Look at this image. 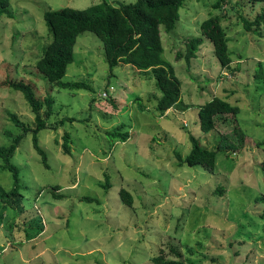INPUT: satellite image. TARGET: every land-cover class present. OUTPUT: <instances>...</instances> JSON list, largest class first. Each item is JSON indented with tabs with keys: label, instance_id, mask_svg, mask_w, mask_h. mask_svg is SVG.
<instances>
[{
	"label": "rangeland",
	"instance_id": "obj_1",
	"mask_svg": "<svg viewBox=\"0 0 264 264\" xmlns=\"http://www.w3.org/2000/svg\"><path fill=\"white\" fill-rule=\"evenodd\" d=\"M102 1L10 0L13 17L0 18V146L25 133L11 114L35 127L34 113L10 80L31 84L43 101L51 95L52 122L74 119L39 133L48 166L31 132L15 152L22 198L0 204V264H154L160 251L169 252V242L188 264H264V30L260 36L243 25V18L264 13V3L222 0L215 9L218 0L186 2L176 30L162 36L164 57L181 82L182 105L190 108L160 116L161 93L151 72L120 64L111 73L93 33L78 38L63 79L92 91L59 89L37 70L53 40L45 13ZM211 16L223 19L231 69L221 68L205 38L190 65L177 57L190 39L201 37L200 25ZM215 97L239 106L240 114L205 134L198 107ZM120 127L126 141L109 136ZM191 137L222 150L215 171L180 163L176 154L191 153ZM1 166L0 157V192L10 191L12 173ZM107 183L110 188L103 187ZM122 189L132 194V207L121 199Z\"/></svg>",
	"mask_w": 264,
	"mask_h": 264
},
{
	"label": "trees",
	"instance_id": "obj_2",
	"mask_svg": "<svg viewBox=\"0 0 264 264\" xmlns=\"http://www.w3.org/2000/svg\"><path fill=\"white\" fill-rule=\"evenodd\" d=\"M187 1L136 0L129 4L122 2L113 4L103 0L101 3L84 10L64 8L48 11L45 13L44 19L53 40L45 48L41 58L37 60L36 68L47 78L50 84L58 86L59 89L92 91V88L86 83L63 82L68 67L74 62V51L78 38L81 34L90 32L102 41L111 73L120 64L131 65L139 71L151 72L150 75L155 79L156 86L161 93V97L157 99L156 103V109L160 116L175 107L188 109L190 107L182 105L181 82L174 67L164 57L162 36L163 31L169 35L176 30L177 23L181 19L180 11ZM250 2L253 4L264 3V0H250ZM222 3V0H218L214 6L215 9L221 8ZM1 17H13L10 0H0ZM222 22L223 19L220 16H211L203 21L200 25L201 37L190 39L186 43L185 53H178L177 57L184 58L190 65L192 60L197 57V52L203 45L205 38L213 45L214 55L221 68L231 69L233 60L229 49V39ZM243 25L248 32L261 36V32L264 30V13L252 21L243 18ZM7 85L24 95L35 115V127L27 126L16 115L11 114L12 121L16 126L21 127L25 133L15 137L10 146H0V157L3 160L1 167L12 173L14 181V186L10 191L0 192L2 198L0 204L2 205L3 203L6 205L7 202L5 201H11V199L14 201L18 197L22 198L20 172L18 167L12 164V158L24 137L30 132L33 134L34 147L42 157L44 164L48 166L46 153L39 146V133L47 129L58 130L66 122L74 121V119L68 118L57 121V123L52 122L51 118L56 113L53 97L48 95L44 101L39 99L31 84L10 80ZM44 106H46V110H43ZM198 108L200 127L205 134L215 131L221 123L230 122V117L236 118L241 110L239 106L220 97H215L212 101ZM123 129L124 127H120L110 133L109 136L119 137L126 141L128 133ZM238 135L241 134L238 133ZM64 139V152L69 155L71 154L69 135H65ZM239 139H242L241 136ZM191 143L193 148L186 158H183L180 153L176 154L180 163L188 167H203L215 171L217 154L222 150L219 147L217 149L205 148L201 145L200 140L195 137H191ZM262 170L264 171V160ZM103 187L110 188V185L107 183ZM56 189L60 190L58 186ZM55 197L64 198L63 195H55ZM120 197L127 206H133V196L126 189L120 191ZM82 201L95 202L96 200L84 197ZM260 201L264 202V198ZM167 244L169 252L160 251L153 258L154 264H188L177 245L173 242Z\"/></svg>",
	"mask_w": 264,
	"mask_h": 264
}]
</instances>
